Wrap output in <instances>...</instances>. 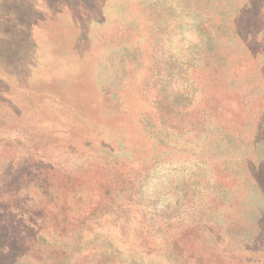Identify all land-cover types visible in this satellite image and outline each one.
<instances>
[{
    "label": "trees",
    "instance_id": "obj_1",
    "mask_svg": "<svg viewBox=\"0 0 264 264\" xmlns=\"http://www.w3.org/2000/svg\"><path fill=\"white\" fill-rule=\"evenodd\" d=\"M180 3L197 33L187 47L170 44L179 54L159 49L166 26L152 24L165 0L136 2L123 17L107 47L144 50L138 78L153 89L151 105L117 128L105 119L106 133L87 130L79 170L32 166L41 203L27 210L37 228L21 234L26 250L68 257L95 246L101 264H264L254 249L242 253L264 251V0ZM27 187L0 186V225ZM86 196V210H75L74 197ZM106 215L127 235L95 230Z\"/></svg>",
    "mask_w": 264,
    "mask_h": 264
},
{
    "label": "rangeland",
    "instance_id": "obj_2",
    "mask_svg": "<svg viewBox=\"0 0 264 264\" xmlns=\"http://www.w3.org/2000/svg\"><path fill=\"white\" fill-rule=\"evenodd\" d=\"M142 1L0 0V186L28 184L21 189L25 199L21 206L2 214L0 264L102 263L95 246H83L68 257L48 255L45 249L34 254L26 250L21 234L37 228L27 211L41 203L39 178L32 170L37 161L79 170L89 160L87 130L106 133L105 119L117 128L132 119L128 112L150 107L153 89L146 87L147 93L143 92L145 86L138 78L144 50L107 47L121 31L126 13L134 12L131 6ZM168 3L169 14L159 18L157 9L152 24L160 23L156 29L166 26V44L162 41L159 49L179 54L180 49L170 44L186 46L197 31L188 22L193 13L180 0H165ZM137 38L131 35L132 40ZM99 100L109 115L99 110ZM89 202L87 196L83 202L74 197L75 210L84 212ZM92 226L114 236L127 235L123 225L108 215ZM242 253L264 263V251L254 246Z\"/></svg>",
    "mask_w": 264,
    "mask_h": 264
}]
</instances>
